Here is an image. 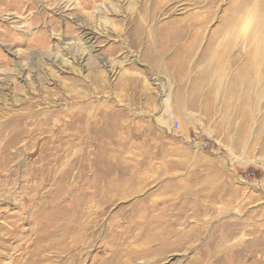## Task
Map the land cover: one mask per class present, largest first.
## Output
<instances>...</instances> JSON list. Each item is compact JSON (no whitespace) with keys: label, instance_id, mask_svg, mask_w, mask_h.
Here are the masks:
<instances>
[{"label":"rangeland","instance_id":"obj_1","mask_svg":"<svg viewBox=\"0 0 264 264\" xmlns=\"http://www.w3.org/2000/svg\"><path fill=\"white\" fill-rule=\"evenodd\" d=\"M261 2L0 0V264H264Z\"/></svg>","mask_w":264,"mask_h":264},{"label":"bare ground","instance_id":"obj_2","mask_svg":"<svg viewBox=\"0 0 264 264\" xmlns=\"http://www.w3.org/2000/svg\"><path fill=\"white\" fill-rule=\"evenodd\" d=\"M248 1V0H247ZM255 3V2H254ZM262 5L264 6V0H262ZM252 6V5H251ZM254 8V7H253ZM252 8V9H253ZM256 9V8H255ZM256 12V11H255ZM103 22V21H102ZM263 22V21H262ZM104 26H107V24H109V22H107V21H105V22H103L102 23ZM264 25V24H263ZM71 46V44H65V48L64 49H67V48H69ZM78 47H80V49H78L77 50V54L79 55L80 53L82 54V53H84L85 52V50L83 49V48H81V46L80 45H77ZM15 54H18L17 56H19V53L17 52V53H15ZM69 63V62H68ZM27 66V65H26Z\"/></svg>","mask_w":264,"mask_h":264}]
</instances>
